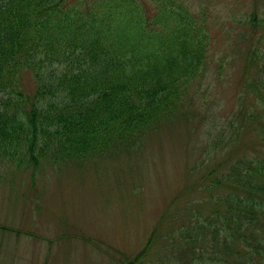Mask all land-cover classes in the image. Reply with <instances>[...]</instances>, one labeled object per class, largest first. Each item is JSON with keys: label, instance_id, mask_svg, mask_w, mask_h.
I'll return each mask as SVG.
<instances>
[{"label": "trees", "instance_id": "obj_1", "mask_svg": "<svg viewBox=\"0 0 264 264\" xmlns=\"http://www.w3.org/2000/svg\"><path fill=\"white\" fill-rule=\"evenodd\" d=\"M196 12L182 0H0V160L34 172L126 155L194 114L211 38ZM233 22L251 26L241 32L239 103L204 130L196 195L160 213L129 260L159 239L151 264H264V17Z\"/></svg>", "mask_w": 264, "mask_h": 264}, {"label": "rangeland", "instance_id": "obj_2", "mask_svg": "<svg viewBox=\"0 0 264 264\" xmlns=\"http://www.w3.org/2000/svg\"><path fill=\"white\" fill-rule=\"evenodd\" d=\"M182 1L195 16L203 11L211 28L210 60L194 114L146 133L126 155L43 162L34 172L0 160V264H151L163 253L153 239L142 259L129 260L160 213L196 195L189 189L210 139L204 130L239 103L241 32L250 33L251 26L233 19L252 11L264 17V0ZM21 79L24 90L33 92L31 73Z\"/></svg>", "mask_w": 264, "mask_h": 264}]
</instances>
